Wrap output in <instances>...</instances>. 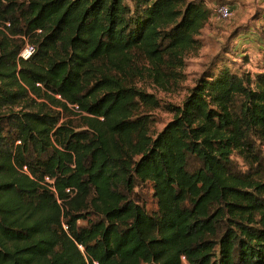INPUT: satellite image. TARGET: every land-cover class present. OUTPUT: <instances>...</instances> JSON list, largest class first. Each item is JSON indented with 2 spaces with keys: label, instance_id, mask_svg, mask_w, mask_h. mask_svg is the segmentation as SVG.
Returning <instances> with one entry per match:
<instances>
[{
  "label": "trees",
  "instance_id": "16d2710c",
  "mask_svg": "<svg viewBox=\"0 0 264 264\" xmlns=\"http://www.w3.org/2000/svg\"><path fill=\"white\" fill-rule=\"evenodd\" d=\"M209 18L202 0H0V264H264V72L216 55L158 133L135 84L175 82Z\"/></svg>",
  "mask_w": 264,
  "mask_h": 264
},
{
  "label": "rangeland",
  "instance_id": "374dc122",
  "mask_svg": "<svg viewBox=\"0 0 264 264\" xmlns=\"http://www.w3.org/2000/svg\"><path fill=\"white\" fill-rule=\"evenodd\" d=\"M202 1L210 10V18L196 36L200 47L184 55V65L179 69L180 75L175 82L158 85L146 76L135 78L137 87L152 94L159 101V107L150 112L154 121L152 133L161 131L172 118L166 105H181L207 64L216 55L214 67L220 68L226 63L235 71H247L251 74L264 72V0ZM217 4H227L230 7L231 16L227 20L215 19L213 16V9ZM67 119L77 121L79 115L68 113ZM234 159L242 166L241 159ZM152 193L150 182L139 184L134 193L149 212L156 209ZM85 223L78 221L80 225Z\"/></svg>",
  "mask_w": 264,
  "mask_h": 264
},
{
  "label": "built area",
  "instance_id": "2783aa9c",
  "mask_svg": "<svg viewBox=\"0 0 264 264\" xmlns=\"http://www.w3.org/2000/svg\"><path fill=\"white\" fill-rule=\"evenodd\" d=\"M213 16L215 19L220 20H227L231 16V10L230 7L227 4H217L213 9ZM34 52V47L32 45L26 44L24 48L21 50L19 56L23 59L29 58L32 53ZM74 108V110H77L76 105H70ZM26 169L25 167L23 168Z\"/></svg>",
  "mask_w": 264,
  "mask_h": 264
},
{
  "label": "crops",
  "instance_id": "0c3cea01",
  "mask_svg": "<svg viewBox=\"0 0 264 264\" xmlns=\"http://www.w3.org/2000/svg\"><path fill=\"white\" fill-rule=\"evenodd\" d=\"M255 69H257V68H255ZM254 71H258V70H254ZM259 71H261V70H259Z\"/></svg>",
  "mask_w": 264,
  "mask_h": 264
}]
</instances>
